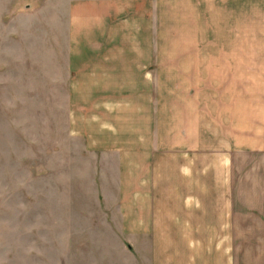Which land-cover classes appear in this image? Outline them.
Wrapping results in <instances>:
<instances>
[{
    "label": "crops",
    "instance_id": "crops-1",
    "mask_svg": "<svg viewBox=\"0 0 264 264\" xmlns=\"http://www.w3.org/2000/svg\"><path fill=\"white\" fill-rule=\"evenodd\" d=\"M217 1L218 63H185L187 74L171 80L167 110L160 65L147 66L156 74L148 83L140 48L121 52L133 63L89 73L88 82L72 78L61 94L67 138L87 136L82 149L91 160L96 153L109 157L94 164L105 169L95 178L110 188L111 198L101 197L113 203L118 222L69 225L77 235L57 242L55 264H264V48L251 43L264 38V0ZM242 39L249 41L243 54ZM209 85L217 89L210 108L205 95L176 100V88Z\"/></svg>",
    "mask_w": 264,
    "mask_h": 264
},
{
    "label": "rangeland",
    "instance_id": "rangeland-1",
    "mask_svg": "<svg viewBox=\"0 0 264 264\" xmlns=\"http://www.w3.org/2000/svg\"><path fill=\"white\" fill-rule=\"evenodd\" d=\"M218 3L0 0V264H27L29 258L32 264H40L44 257L55 264L57 242L77 235L66 230L69 225L100 224L105 218L118 222L113 203L108 207L110 188L95 178L105 169L94 164L108 162L109 157L96 153L91 160L82 149L87 136L73 142L65 135L67 110L61 94H66L72 78L88 82L89 73L131 64V56L121 52L140 48L145 67L160 65L156 73L160 103L167 110L173 101L171 80L175 74L181 78L187 74L182 68L185 63H218L214 55L222 46L215 24ZM257 39L251 41L252 47L263 49L264 38ZM238 46L243 54L249 41L239 40ZM148 67L143 74L151 83L156 74ZM207 72L208 78L215 75L214 68ZM200 73L192 71V76ZM212 85L202 90L176 88V100L187 97L191 103L205 95L210 108L217 95ZM87 114L81 108V117ZM213 141L214 135L209 134V142ZM71 147L75 149L70 151ZM101 193L108 194L105 200ZM70 251L64 248L63 255ZM249 254L250 249H245L244 255Z\"/></svg>",
    "mask_w": 264,
    "mask_h": 264
}]
</instances>
